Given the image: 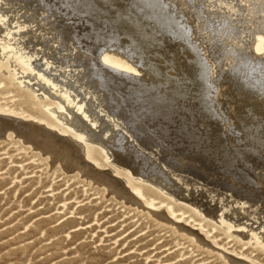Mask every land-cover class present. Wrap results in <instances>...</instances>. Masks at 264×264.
Returning a JSON list of instances; mask_svg holds the SVG:
<instances>
[{
    "label": "rangeland",
    "instance_id": "rangeland-1",
    "mask_svg": "<svg viewBox=\"0 0 264 264\" xmlns=\"http://www.w3.org/2000/svg\"><path fill=\"white\" fill-rule=\"evenodd\" d=\"M24 1L40 13L48 9L46 16L59 14L67 18L65 21L74 24H71L72 31L77 40L82 38L79 43L84 48L110 41L115 28L123 33L124 40L136 45L139 55L152 66V70L140 73L144 76L141 80L107 83L122 99L127 98L137 125L164 145L171 157L184 163V168L205 175L209 182L240 187L254 183L255 172L233 153L220 125H209L205 121V115L206 118L209 113L216 115L212 95L200 92L184 72L181 75L179 64L189 66L190 49L188 52L180 45L162 42L147 29L138 28L131 16L118 11L109 22L104 11L89 15L88 1L95 4L91 0H21L22 5H27ZM111 1H116L118 6L121 4L122 9L127 4L126 0ZM51 7L54 8L49 10ZM53 15L50 21L56 19ZM118 19L123 21L122 27ZM137 30L141 35L133 38ZM5 64L0 61V106L4 108L0 110V119L15 118L21 123L46 126L47 122L56 123V117L49 111L57 105L56 97L42 96L35 91V82H29L28 78L22 81L16 71ZM202 100L207 103L203 113L198 109ZM59 134L58 143L68 136ZM141 135L143 140L147 139L144 132ZM64 143L65 140L60 144ZM99 146L90 144L92 160H88L86 167L108 174L117 187H125L126 193L131 195V184L140 185L143 189L139 197L141 203L120 197L105 184L88 178L81 165L72 170L66 168V162L24 140L18 132L0 130V264H264V249L246 237L247 228L261 229L263 213L259 217V213L250 215L249 220L242 219L245 225L236 223L238 226L229 230L226 223L209 214L214 211L216 201L202 196L213 184L205 189L198 186L194 196L189 192L193 197L197 194L201 197L199 203H195L187 192L185 195L189 197L186 198L172 195L167 188L161 190L150 180L128 173L125 166L116 162V152L120 150L115 152V148L113 157L107 159ZM123 156L128 159L124 161ZM122 157L124 162L138 161L125 153ZM144 160L142 164L151 163ZM126 177L130 178L129 183ZM181 188L184 191L183 186ZM148 199L153 202L147 204ZM249 203L242 205L253 211L255 207ZM237 205L234 203L232 207L241 206ZM246 209L241 212L245 210L244 215L248 216Z\"/></svg>",
    "mask_w": 264,
    "mask_h": 264
},
{
    "label": "bare ground",
    "instance_id": "bare-ground-1",
    "mask_svg": "<svg viewBox=\"0 0 264 264\" xmlns=\"http://www.w3.org/2000/svg\"><path fill=\"white\" fill-rule=\"evenodd\" d=\"M91 1L95 4L88 1L89 15L94 11H104L107 22L111 16L116 17L118 11L131 16L137 21L138 28L147 29L149 34L158 36L162 42L180 45L186 51L190 49L193 55L190 52L188 56L189 66L183 67L182 63H177L181 75L184 72L200 92L212 95L216 115L209 113V118L208 115L206 118L204 114L205 121L209 125H220L233 153L255 172L254 183H245L240 187L209 182L205 175L184 168V163L171 157L164 145L137 125L138 121L128 108L126 95V100L122 99L112 88H108L111 84L107 83L141 80L145 70H152V66L139 55L136 45L124 40L123 33L115 28L110 41L95 44L92 48L85 45L84 48L79 43L82 38L77 40V35L72 31L74 24L65 21L67 18L51 14L56 19L50 21L52 18L45 14L48 9L40 13L26 1L27 5H22L21 0H0V61L14 69L22 81L28 78L29 82H35L34 86L39 88L35 91L41 92L42 96L56 97L58 103L49 111L57 122H47V127L21 123L15 118L0 119V130L18 132L24 140L66 162V168L72 170L81 165L83 174L88 178L105 184L133 203H141L139 197H142L143 189L140 185L131 184V195L130 192L126 193L125 187H117L108 174L86 167L88 160H92L91 143L99 144L107 159L113 157L112 151L117 148L115 152L120 150L115 158L118 165L125 166L130 174L150 180L161 190L167 188L172 195L186 198V192L193 195L196 194L195 189L199 190L198 186L204 188L213 184V188L203 191L202 196L216 201L212 207L214 211L209 214L226 223L229 230L238 226L236 223L245 225L242 219L249 220L250 215L259 213V217L261 213L264 214V0H126L123 9L121 4H115L116 1ZM118 24L122 27L123 21L120 19ZM133 34V38L141 35L139 30ZM225 66L228 68L225 69ZM108 75L115 78L110 76L109 79ZM199 105L198 109L203 113L207 103L202 100ZM3 109L0 106V110ZM59 132L63 136L68 134L63 138L65 145L60 144L63 142L61 140L58 143ZM143 132L147 137L145 140L141 137ZM59 135L62 136L61 133ZM121 152L138 161L124 162L128 156H123L125 159L122 161ZM144 158L151 163L142 164ZM126 179L129 183L130 178ZM182 186L184 191L180 190ZM229 191L230 195L227 194ZM197 195L191 196L195 203L201 199ZM146 202L151 204L153 200ZM234 203L241 206L232 207ZM245 203L252 204L251 207L255 209L248 211L242 205ZM243 209L248 211V216L244 215L245 210L241 212ZM170 212L174 213L173 210ZM263 224L260 227L264 230ZM249 228L246 237L264 249V231L251 229L253 226Z\"/></svg>",
    "mask_w": 264,
    "mask_h": 264
}]
</instances>
